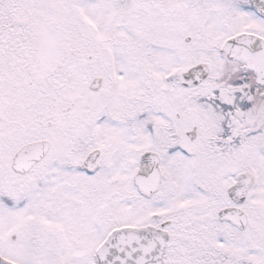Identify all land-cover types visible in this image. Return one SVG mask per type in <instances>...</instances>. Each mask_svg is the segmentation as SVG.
I'll return each mask as SVG.
<instances>
[{
	"label": "snow or ice",
	"instance_id": "snow-or-ice-1",
	"mask_svg": "<svg viewBox=\"0 0 264 264\" xmlns=\"http://www.w3.org/2000/svg\"><path fill=\"white\" fill-rule=\"evenodd\" d=\"M0 264H264V0H0Z\"/></svg>",
	"mask_w": 264,
	"mask_h": 264
}]
</instances>
